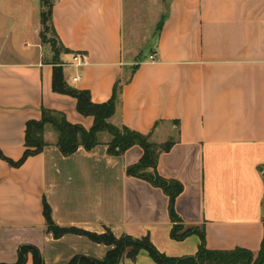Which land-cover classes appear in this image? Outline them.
Returning <instances> with one entry per match:
<instances>
[{
	"label": "crops",
	"instance_id": "0c3cea01",
	"mask_svg": "<svg viewBox=\"0 0 264 264\" xmlns=\"http://www.w3.org/2000/svg\"><path fill=\"white\" fill-rule=\"evenodd\" d=\"M129 6L127 27L125 0L56 1L65 80L104 103L125 77L110 122L152 133L157 143L174 139L158 171L184 186L175 202L182 223L204 228L211 250L257 253L264 238V0H170L161 28L162 15L134 55V0ZM41 29V0H0V262H16L23 245L39 248L46 264L105 257L108 246L48 232L44 199L60 226L149 236L168 256L195 255L197 234L171 236L169 196L127 174L144 154L140 145L112 156L102 133L93 150L65 156L48 129L42 152L11 162L23 157L27 123L40 120L43 107L88 130L94 125L76 97L53 89L54 53ZM25 264H34L32 253ZM120 264L158 263L142 250Z\"/></svg>",
	"mask_w": 264,
	"mask_h": 264
},
{
	"label": "trees",
	"instance_id": "16d2710c",
	"mask_svg": "<svg viewBox=\"0 0 264 264\" xmlns=\"http://www.w3.org/2000/svg\"><path fill=\"white\" fill-rule=\"evenodd\" d=\"M56 1L41 0V40L43 43L50 44L54 53L53 89L56 92L67 93L76 97L79 112L86 116L92 115L94 117V125L88 130L82 125L71 123L64 113L43 107L42 118L40 120H30L27 123L26 150L23 157L19 161L11 162L15 165H20L27 157L42 152L50 144L46 139V131L48 129L56 134L54 144L65 156L74 154L81 146L87 150H93L101 144L102 133H107L110 136L105 144L108 153L112 156H121L130 147L140 145L144 150V154L139 162L127 167V174L161 188L169 196V212L174 222L171 230L173 239L184 240L192 234H197L201 239L199 249L195 255L171 257L161 252L153 244L149 236L136 238L124 234L117 237L110 228H106L103 233H96L77 227L60 226L54 221L52 209L47 200L44 199L47 231L52 233L55 238H61L67 234H77L85 236L96 243L111 247L103 259L78 254L67 264H120L124 258L136 260L142 250H146L158 264H264V238L262 246L257 253L241 247L231 250H211L206 245L204 228L198 226L186 227L182 223L176 211L175 202L182 193L184 186L178 180L163 177L158 171L159 157L162 153L172 148L174 139L157 143L151 140L152 133L144 134L125 125H115L110 122V118L116 112L125 77L119 78L115 84L113 96L104 103H94L89 90H80L67 83L64 78L63 61H61L60 55L68 51L63 46L53 26V9ZM163 20L164 15L161 16L157 29L161 28ZM135 69L136 66H133L132 72ZM29 253L33 254L34 264H46L42 252L39 248L32 245L21 246L16 262H0V264H25Z\"/></svg>",
	"mask_w": 264,
	"mask_h": 264
},
{
	"label": "rangeland",
	"instance_id": "374dc122",
	"mask_svg": "<svg viewBox=\"0 0 264 264\" xmlns=\"http://www.w3.org/2000/svg\"><path fill=\"white\" fill-rule=\"evenodd\" d=\"M125 1L127 7L125 15L128 27L130 22V0ZM169 2L170 0H134V10L136 9V19L134 23L136 24L135 28H133L134 31L132 30V32H130L132 37L130 43L133 55L140 50L142 43L149 38L151 34L153 35L156 22L159 20L160 16L167 11Z\"/></svg>",
	"mask_w": 264,
	"mask_h": 264
},
{
	"label": "built area",
	"instance_id": "2783aa9c",
	"mask_svg": "<svg viewBox=\"0 0 264 264\" xmlns=\"http://www.w3.org/2000/svg\"><path fill=\"white\" fill-rule=\"evenodd\" d=\"M155 57H156V54H152V55L150 56V59L154 60ZM82 60H83L82 55H80V54H76V55L74 56V62H75L77 65H80V64L82 63ZM77 79H78V77L75 78V80H77Z\"/></svg>",
	"mask_w": 264,
	"mask_h": 264
}]
</instances>
